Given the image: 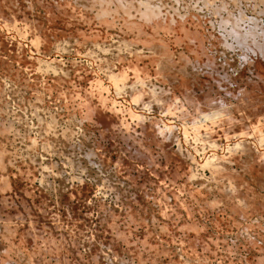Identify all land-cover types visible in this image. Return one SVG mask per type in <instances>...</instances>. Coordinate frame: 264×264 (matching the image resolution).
<instances>
[{
  "label": "rangeland",
  "instance_id": "obj_1",
  "mask_svg": "<svg viewBox=\"0 0 264 264\" xmlns=\"http://www.w3.org/2000/svg\"><path fill=\"white\" fill-rule=\"evenodd\" d=\"M120 1L0 0V264H264V0Z\"/></svg>",
  "mask_w": 264,
  "mask_h": 264
},
{
  "label": "bare ground",
  "instance_id": "obj_2",
  "mask_svg": "<svg viewBox=\"0 0 264 264\" xmlns=\"http://www.w3.org/2000/svg\"><path fill=\"white\" fill-rule=\"evenodd\" d=\"M91 1H92V0H91ZM133 1H134V0H133ZM133 1H132V2H133ZM141 1H142V0H141ZM148 1H149V0H148ZM259 1H260V0H259ZM95 2H96V1H95ZM121 2H122V0L120 1V3H121ZM124 2H125V1H124ZM124 2H122V3H124ZM129 2H130V1H129ZM129 2H128V3H129ZM132 2H131V3H132ZM146 2H147V1H146ZM122 3H121V4H122ZM208 3H209V2H208ZM221 3H222V2H221ZM125 4H126V3H125ZM141 4L143 5V3H141ZM145 4H146V3H145ZM254 4H255V3H254ZM101 5H103V7H104V9H103L102 11H103L104 13H106V12L108 11L107 8H105V6H104V5H106V4L103 3V4H101ZM122 5H123V4H122ZM223 5H224V4H223ZM120 6H121V5H120ZM132 6H134V5H132ZM143 6H144V5H143ZM160 6H161V5H159V7H160ZM122 7H124V6H122ZM221 7H222V6H221ZM225 7H227V6H225ZM129 8H131V7H129ZM148 8H149V7H148ZM152 8H153V7H152ZM219 8H220V7H219ZM223 8H224V7H223ZM126 9H127V7H126ZM145 9H146V8H145ZM145 9H144V10H145ZM128 10H129V9H127V11H128ZM127 11H126V12H127ZM123 12H124V11H123ZM154 12H156V11H153V9L149 8V9L145 10V12L143 13V16H144V18L147 17V16H148V17H149V16H152L151 14H153ZM98 13H99V12H98ZM100 13H101V12H100ZM124 13H125V12H124ZM128 14H129V16H130V13H129V12H128ZM128 14H127V15H128ZM191 14H192V13H191ZM102 15H103V14H102ZM125 15H126V14H125ZM175 15H176V14H175ZM158 16H159V15H158ZM232 16H233V15H232ZM160 17H162V16H160ZM234 17H235V16H234ZM242 17H243V16H242ZM142 18H143V17H142ZM230 18H231V17H229L228 19H230ZM129 19H130V18H129ZM145 19H146V18H145ZM153 19H154V18H153ZM171 19H172V18H171ZM221 19H222V18H221ZM224 19L226 20V18H224ZM231 19H232V18H231ZM233 19H235V18H233ZM236 19L240 20V17H238V18H236ZM158 20H159V19H158ZM225 20H224V21H225ZM238 20H237V22H238ZM241 20H242V19H241ZM241 20H240V21H241ZM243 20H244V19H243ZM248 20H249V19H248ZM174 21H175V20H174ZM222 21H223V19H222ZM234 21H235V22H234ZM147 22H148V21H147ZM226 22H227V21H226ZM226 22H225V23H226ZM229 22H233V24L235 25V26L233 27V25L231 24V26H232V28H233V31L231 30V32H233L234 36H235V34H236V35L238 36V38H240V41H239V39L237 40V41H239V42H238L239 44H244V45H246V46L249 45V48H250V46H251L252 48L255 47L256 49L258 48L259 50H261V52H264V51H263V49H264L263 46L260 45V44L262 43V40H263L264 38L261 39V38H262V37H261L262 35H261V36H260V34L258 35V32H257V35H258V36L260 37V39H261V41L259 42L260 44H259L258 41H257L258 37L255 38L256 30H254V27L252 28L253 25L251 26V28H252V30L250 29L251 31L248 30V29L250 28V26H249V28L247 27V28H248L247 31H249V33H246L247 31L245 32L244 30H240V29H241V26H240L241 23L239 24V28H240V29H239L238 26H237L239 22L237 23L236 20H233V21L230 20ZM256 22H257V21H256ZM253 24H255V23H253ZM242 25H243V24H242ZM255 26L257 27L256 24H255ZM256 27H255V29H256ZM184 28H185V27H184ZM158 29H159V28H158ZM240 31H241V32H240ZM242 31H244L245 34H243ZM261 32H262V31H261ZM259 33H260V32H259ZM261 34H263V33H261ZM263 35H264V34H263ZM237 36H236V37H237ZM200 37H201V36H200ZM190 39H191V38H190ZM213 40H214V39H213ZM68 42H69V41H68ZM153 42H154V41H153ZM223 43H224V42H223ZM223 43H222V44H223ZM69 44H70V43H69ZM226 44H227V43H226ZM246 46H245V47H246ZM158 47H160V46H158ZM239 47H240V45H239ZM247 47H248V46H247ZM156 48H157V47H156ZM249 48H248V49H249ZM255 48H254V49H255ZM158 49H159V48H158ZM158 49H157V50H158ZM166 49H167V48H166ZM124 50H125V49H124ZM154 50H155V46H154ZM244 50H245V49H244ZM257 51H258V50H257ZM91 52H92V51H91ZM148 52H149V51H148ZM162 52H163V51H162ZM164 54H165V52H164ZM157 55H158V54H157ZM160 55H161V53H160ZM124 56H125V55H124ZM261 56H262V55H261ZM153 57H154V56H153ZM165 57H166V56H165ZM262 57H263V56H262ZM262 57H261V58H262ZM124 58H125V57H124ZM169 58H170V57H169ZM158 59H159V58H158ZM224 59H225V58H224ZM159 60H160V59H159ZM163 60H164V59H163ZM165 60H166L165 62L168 61L167 58H165ZM252 61H253V60H252ZM167 63H168V62H167ZM48 64H49V63H48ZM197 65H198V64H197ZM222 65H224V64H222ZM263 65H264V64H263ZM47 66H48V65H47ZM47 66H46V67H47ZM201 66H202V65H201ZM212 66H213V65H212ZM214 66H215V65H214ZM108 67H109V66H108ZM222 68H223V67H222ZM206 69H207V68H206ZM233 69H234V68H233ZM159 70H160V69H159ZM167 71H168V70H167ZM213 71H214V70H213ZM107 72H108V70H107ZM110 72H111V71H110ZM210 72H211V71H210ZM161 73H162V72H161ZM224 73H225V72H224ZM67 74H68V72H67ZM229 75H230V74H229ZM111 76H112V78L114 79V83H115V82H116L115 79L117 80V77L114 76V75H112V74L110 75V77H111ZM117 76H118V75H117ZM119 76H121V75H119ZM119 76H118V77H119ZM121 77H122V76H121ZM121 77H119V78H121ZM219 77H220V76H219ZM119 78H118V80H120ZM121 79H122V78H121ZM241 79H242V78H241ZM119 82H120V81H119ZM121 82H123V79H122ZM114 83H113V84H114ZM116 83H118V82H116ZM116 83L114 84V86H118V84L116 85ZM10 84H11V83H10ZM121 84H122V83H121ZM143 84H144V83H143ZM99 86H100V85H99ZM139 86H140V85H139ZM123 88H124V87H123ZM129 88H130V87H129ZM122 90H123V89H122ZM98 91H99V90H97V92H98ZM149 92H150V91H149ZM100 93H101V92H100ZM136 94L139 95L138 93H136ZM64 95H65V94H64ZM100 95H102V94H100ZM100 95H99V96H100ZM143 95H144V94H143ZM99 96H98V97H99ZM135 96H136V95H135ZM149 96H150V95H149ZM151 96H153V95H151ZM105 98H106V97H105ZM98 99L100 100V98H98ZM101 99H103V98H101ZM134 99L136 100V97H135V98L133 97V100H134ZM163 99H164V98H163ZM139 100H140V99H139ZM101 101H102V100H101ZM104 101H105V100H104ZM144 101H145V100H144ZM105 102H106V101H105ZM149 102H150V101H149ZM145 103H146V102H145ZM145 103H144V104H145ZM102 104H103V102H102ZM147 104H148V102H147ZM149 104H150V103H149ZM112 105H113V104H112ZM112 105H111V106H112ZM101 106H103V105H101ZM104 107H105V106H104ZM112 107H113V106H112ZM35 108H36V107H35ZM113 108H114V107H113ZM169 108H170V107H169ZM114 109H115V108H114ZM114 109H113V110H114ZM95 111H96V110H95ZM177 111H178V110H177ZM248 111H249V110H248ZM99 112H100V110H99ZM162 112H163V111H162ZM243 114H245V113H243ZM228 115H229V114H228ZM104 117H105V116H104ZM244 117H245V116H244ZM227 118H229V117H227ZM232 118H233V117H232ZM249 120H250V119H249ZM109 121H110V120H109ZM216 121H217V120H216ZM226 121H227V120H226ZM38 122H39V121H38ZM240 122H241V121H240ZM107 123H108V122H107ZM109 123H110V122H109ZM235 123H236V122H235ZM235 123H234V124H235ZM241 123H242V122H241ZM217 124H218V123H217ZM239 124H240V123H239ZM239 124H238V125H239ZM242 124H243V123H242ZM229 125H230V124H229ZM169 126H170V125H169ZM157 127H158V125H157ZM163 127H164V126H163ZM227 127H228V126H227ZM229 127H231V126H229ZM244 127H245V126H244ZM161 128H162V127H161ZM165 128H166V126H165ZM171 128H172V127H170L169 129H171ZM245 128H246V127H245ZM158 129H159V127H158ZM211 129H212V128H211ZM243 129H244V128H243ZM260 130H261V129H260ZM260 130L258 129V132H259V133H260ZM158 131H160V130H158ZM236 131H237V130H236ZM261 131H262V130H261ZM200 132H201V131H200ZM208 132H209V131H208ZM242 132H243V131H242ZM242 132H241V134H242ZM197 133H199V131H197ZM233 133H234V132H233ZM236 133L238 134V132H236ZM150 134H151V133H150ZM212 134H213V133H212ZM234 135H236V134L234 133ZM234 135H232V136H234ZM244 135H245V134H243V136H244ZM259 135H261V134H259ZM200 136H201V135H200ZM225 136H226V135H225ZM229 136H230V135H229ZM239 136H240V132H239ZM241 136H242V135H241ZM262 136H263V135H262ZM262 136H261V138H263ZM166 137H168V136H166ZM197 137H199V136H196V138H197ZM256 138H257V137H256ZM259 138H260V137H259ZM171 139H172V138H171ZM193 139H195V138H193ZM226 139H227V137H226ZM208 140H209V139H208ZM208 140H207V141H208ZM261 140H263V139H261ZM238 141H239V140H238ZM240 141H241V140H240ZM240 141H239V142H240ZM256 141H257V140H256ZM153 142H154V141H153ZM210 142H214V144H215V141H214V140H213V141H210ZM228 142H229V140H228ZM208 143H209V141H208ZM148 144H149V143H148ZM201 144H202V143H201ZM209 144H210V143H209ZM211 144H213V143H211ZM211 144H210V145H211ZM214 144H213V145H214ZM233 144H234V143H233ZM235 144H236V142H235ZM235 144H234V148H235V149L237 148V149L239 150L238 147H235ZM241 144H242V142H241ZM204 145H205V144H204ZM237 145H238V144H237ZM237 145H236V146H237ZM239 145H240V144H239ZM232 146H233V145H232ZM252 146H253V145H252ZM211 147H212V146H211ZM240 147H241V146H240ZM244 147H245V145H244ZM244 147H243V148L241 147V148L244 149ZM210 149H211V148H210ZM229 149H231V148H229ZM232 149H233V148H232ZM232 149H231V150H232ZM237 149H236V150H237ZM233 150H234V149H233ZM233 150H232V151H233ZM240 150H241V149H240ZM244 150H246V149H244ZM248 150H249V149H248ZM214 151H215V150H214ZM168 152H169V151H168ZM251 152H252V151H251ZM139 153H140V152H139ZM230 153H231V152H230ZM230 153L228 152L227 154L230 155ZM232 153H234V152H232ZM256 153H257V152H256ZM212 154H213V153H212ZM243 154H244V153H243ZM94 155H95V154H94ZM257 155H258V154H257ZM261 155H262V154H261ZM261 155H260V156H261ZM84 156H85V155H84ZM226 156H227V155H226ZM233 156H234V155H233ZM263 156H264V155H263ZM10 157H11V156H10ZM217 157H218V156H217ZM217 157H215V156L212 155V157L209 156L208 158H206V161L204 162V163H205V166H207L208 164H210L211 166H215V167H216V165H220V164L217 162V161H219L220 159L217 160ZM90 158H91V157H90ZM221 158H223V157H221ZM224 158H225V157H224ZM230 158H231V157H230ZM263 158H264V157H263ZM225 159H226V158H225ZM83 160H84V159H83ZM216 160H217V161H216ZM221 160H222V159H221ZM221 160H220V161H221ZM226 160H227V159H226ZM226 160H225V161H226ZM234 160H235V159H234ZM101 161H102V160H101ZM215 161H216L217 163H216ZM69 162H70V161H69ZM181 163H182V162H181ZM184 163H185V162H184ZM202 165H203V164H202ZM205 166H204V168H205ZM211 166H210V167H211ZM224 166H225V164H223V167H224ZM221 167H222V165H221ZM221 167H219V168L221 169ZM77 168H78V167H77ZM212 169L215 170L213 167H212ZM212 169H211V170H212ZM226 169H227V168H226ZM217 170H218V169H217ZM221 170H223V169H221ZM220 172H221V171H220ZM221 174H222V172H221ZM226 191H227V190H226ZM226 191H225V192H226ZM228 192H229V190H228ZM227 194H228V193H227ZM14 216H15V215H14ZM5 228H6V227H5ZM13 228H14V227H13ZM8 230H9V229H8ZM9 234H10V233H9ZM14 235H15V234H14ZM19 244H20V242H19ZM18 247H19V246H18ZM8 252H9V251H8ZM4 254H5V253H4ZM188 254H189V253H188ZM192 259H193V258H192ZM27 262H28V261H27Z\"/></svg>",
  "mask_w": 264,
  "mask_h": 264
}]
</instances>
